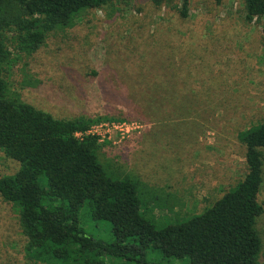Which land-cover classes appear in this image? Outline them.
Segmentation results:
<instances>
[{
    "label": "rangeland",
    "instance_id": "374dc122",
    "mask_svg": "<svg viewBox=\"0 0 264 264\" xmlns=\"http://www.w3.org/2000/svg\"><path fill=\"white\" fill-rule=\"evenodd\" d=\"M180 6L117 0L89 9L32 54L8 47L2 72L11 93L55 119L115 118L91 125L122 129L97 138L100 161L116 179H138L160 226L202 213L244 178L238 135L264 121L262 21H245L243 0H189L185 19ZM18 169L0 152V177ZM80 225L112 241L107 222ZM256 229L264 264V213ZM25 246L16 209L0 197V264H35Z\"/></svg>",
    "mask_w": 264,
    "mask_h": 264
},
{
    "label": "trees",
    "instance_id": "16d2710c",
    "mask_svg": "<svg viewBox=\"0 0 264 264\" xmlns=\"http://www.w3.org/2000/svg\"><path fill=\"white\" fill-rule=\"evenodd\" d=\"M113 1L0 0V152L19 163L16 173L0 177V197L18 213L26 254L35 264H259L264 121L238 135L244 178L202 213L160 226L147 216L138 179H116L100 161L98 139L76 137L115 118L58 120L9 91L2 76L8 47L32 54L81 13ZM243 1L245 21H262L264 46V0ZM151 2L160 7L171 0ZM180 2L185 19L189 0ZM84 217L110 224L112 241L88 236L80 225ZM147 252L160 258L148 260Z\"/></svg>",
    "mask_w": 264,
    "mask_h": 264
},
{
    "label": "built area",
    "instance_id": "2783aa9c",
    "mask_svg": "<svg viewBox=\"0 0 264 264\" xmlns=\"http://www.w3.org/2000/svg\"><path fill=\"white\" fill-rule=\"evenodd\" d=\"M109 127H114L115 129L119 128V125H112V126H105V131L104 130H100L101 126H91L84 134L81 133H76V137L77 138H82L83 136H94L96 138L98 137H104L106 134H110V128ZM113 129V128H112ZM120 131L122 132V129L119 128Z\"/></svg>",
    "mask_w": 264,
    "mask_h": 264
}]
</instances>
